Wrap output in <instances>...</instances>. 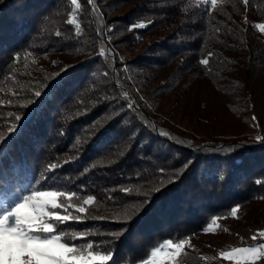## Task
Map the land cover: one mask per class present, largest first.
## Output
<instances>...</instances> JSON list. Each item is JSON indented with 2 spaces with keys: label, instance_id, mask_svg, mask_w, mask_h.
<instances>
[{
  "label": "trees",
  "instance_id": "trees-1",
  "mask_svg": "<svg viewBox=\"0 0 264 264\" xmlns=\"http://www.w3.org/2000/svg\"><path fill=\"white\" fill-rule=\"evenodd\" d=\"M78 3L0 0V203L54 183L78 193L65 208L92 195L65 230L108 246L107 264H141L232 207L264 214V142L219 131L213 99L242 123L264 110V0Z\"/></svg>",
  "mask_w": 264,
  "mask_h": 264
},
{
  "label": "snow or ice",
  "instance_id": "snow-or-ice-1",
  "mask_svg": "<svg viewBox=\"0 0 264 264\" xmlns=\"http://www.w3.org/2000/svg\"><path fill=\"white\" fill-rule=\"evenodd\" d=\"M87 2L95 9L96 0H87ZM208 2L209 0H204L205 4ZM243 2L247 7L250 0H243ZM210 3L215 7L217 0H210ZM71 4L75 6V10L81 8L78 0H71ZM70 22L76 23L75 16ZM138 27H147V25L134 23L129 27V31ZM255 27L259 29L261 34H264V23H258ZM79 34L78 28L77 35ZM107 52L108 50L102 47L99 54L106 55ZM212 55L213 53H209L199 63L207 66ZM35 95L40 97L42 93L37 91ZM124 95L127 96L128 94L124 93ZM132 106V103L129 102V107ZM255 119L253 117V120ZM9 131L11 132L12 129ZM256 140L264 142V137L257 136ZM2 147L0 145V148ZM58 166L57 164L50 165L49 173L54 172ZM161 172H163L162 169ZM48 178L50 177H46L38 187H43ZM257 183H264V181H257ZM58 187L54 183L48 185V188L54 190H33L31 195L17 197L11 202L5 200L0 203V264H107L113 260V253L111 251L105 252L108 247L106 245H97L92 242L76 243L77 239L86 240L89 234L81 232L69 236V232L65 230L69 221L81 222L86 218L83 215L87 212L85 206L92 205L94 197L88 195L83 200L82 205L77 207L75 204H71L65 208L64 198L67 197L72 200L78 193L70 190L61 191L58 190ZM239 210V206L232 207L230 215L234 218L238 217ZM62 211L67 214H61ZM133 218L130 217L128 221L122 223H130ZM211 230H213L212 225L204 229L205 232ZM122 234L120 233V235ZM258 234L260 237H264V231H260ZM252 239L255 240L256 237L254 236ZM186 245H189L187 239H180L178 243L166 241L165 244L152 250L145 264H162L161 258L178 262L179 258L184 255L183 249ZM240 253L258 259L264 256V244L233 248L230 251H221L218 255L221 258L232 260Z\"/></svg>",
  "mask_w": 264,
  "mask_h": 264
},
{
  "label": "rangeland",
  "instance_id": "rangeland-1",
  "mask_svg": "<svg viewBox=\"0 0 264 264\" xmlns=\"http://www.w3.org/2000/svg\"><path fill=\"white\" fill-rule=\"evenodd\" d=\"M213 99L219 107L220 118L218 124L216 123L219 131L223 133H239L243 131L250 136L264 137V110L255 109L252 115L256 119L249 123L248 121L247 123H242V119L230 112L225 105V101L228 100L225 96H213ZM263 215L261 213L256 217L251 216L252 218L249 219L247 216L239 214L236 218L232 216L224 217L212 225L213 230L208 232L201 231L186 238L189 241V245L184 247V255L179 258L178 262L168 258H161L162 264H264V256L253 259L248 254L240 253L234 259L227 260L218 255L221 251H230L233 248L264 244V237H260L258 234L260 231H264ZM217 225L220 228L216 229ZM254 236L256 237L255 240L252 239ZM147 260L141 264H145Z\"/></svg>",
  "mask_w": 264,
  "mask_h": 264
}]
</instances>
